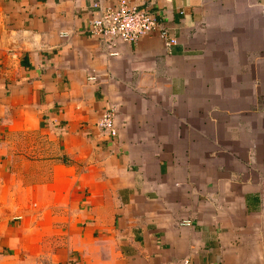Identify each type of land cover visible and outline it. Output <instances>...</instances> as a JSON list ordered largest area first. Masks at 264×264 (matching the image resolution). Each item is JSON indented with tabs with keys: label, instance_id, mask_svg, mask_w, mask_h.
<instances>
[{
	"label": "crops",
	"instance_id": "0c3cea01",
	"mask_svg": "<svg viewBox=\"0 0 264 264\" xmlns=\"http://www.w3.org/2000/svg\"><path fill=\"white\" fill-rule=\"evenodd\" d=\"M94 1L0 0V264H264V0Z\"/></svg>",
	"mask_w": 264,
	"mask_h": 264
},
{
	"label": "built area",
	"instance_id": "2783aa9c",
	"mask_svg": "<svg viewBox=\"0 0 264 264\" xmlns=\"http://www.w3.org/2000/svg\"><path fill=\"white\" fill-rule=\"evenodd\" d=\"M93 10L94 18L88 32L100 37L112 48H116L119 42L136 43L154 33L159 34L168 51H171L178 43L159 21V14L148 7L133 5L128 0H95ZM118 54V52H112V55ZM90 80H96V77L92 76ZM100 127L107 130L113 137L117 135L113 109L104 114ZM186 224L189 225L190 222L187 221ZM182 264H192L191 259H183Z\"/></svg>",
	"mask_w": 264,
	"mask_h": 264
}]
</instances>
